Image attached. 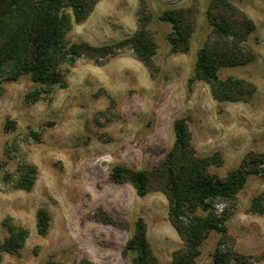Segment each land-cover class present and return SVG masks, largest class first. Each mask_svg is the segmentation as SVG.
<instances>
[{
  "label": "rangeland",
  "instance_id": "rangeland-1",
  "mask_svg": "<svg viewBox=\"0 0 264 264\" xmlns=\"http://www.w3.org/2000/svg\"><path fill=\"white\" fill-rule=\"evenodd\" d=\"M211 1L145 0L158 43L155 76L123 46L102 64L80 59L68 73V88L43 94L37 102L26 99L40 88L29 75L0 88V240L9 237L6 223L30 232L24 248L3 253L0 264H133L136 253L127 244L139 219L147 224L154 255L169 264L183 242L170 222L167 198L155 191L138 196L131 184L112 182L113 170L140 172L160 164L173 148L174 124L182 118L200 157H222L221 167L210 168L213 175L225 178L248 154H264V0H233L255 22L251 44L257 58L220 71L223 79L256 85L249 103H220L206 83L190 82L198 51L212 36ZM193 4L199 13L190 51L174 54L168 41L172 27L161 16ZM140 8L141 0H99L68 37L76 44L121 47L137 31ZM25 165L38 169L30 192L14 183ZM261 193L264 178L250 176L228 224L227 249L254 259L264 252V215L249 209ZM42 208L52 215L47 236L37 229ZM105 214L119 225L102 222ZM221 240L212 232L197 264H214Z\"/></svg>",
  "mask_w": 264,
  "mask_h": 264
},
{
  "label": "trees",
  "instance_id": "trees-1",
  "mask_svg": "<svg viewBox=\"0 0 264 264\" xmlns=\"http://www.w3.org/2000/svg\"><path fill=\"white\" fill-rule=\"evenodd\" d=\"M99 0H0V88L8 82L29 75L40 87L27 95L28 102H37L43 94L68 88V73L82 58L96 64L118 54L128 46L136 59L155 76L158 43L150 30L153 14L145 0H141L137 31L119 46L93 47L70 41L75 25L83 24L93 13ZM198 6L169 10L161 19L172 27L168 41L174 54H186L191 48L195 32ZM207 18L212 36L198 51L194 76L190 82L201 81L220 102L249 103L257 92L256 85L235 77L221 78L225 68L246 66L254 62L257 52L251 44L256 32L255 22L233 0H212ZM175 143L166 158L151 170L134 172L116 167L111 180L117 184H131L138 196L160 192L169 203L170 222L183 242V248L173 255L169 264H197L204 242L214 231L222 235L214 256V264H254L264 261V252L257 258H248L227 249L228 224L237 210L238 195L250 176L264 178V154H248L239 169L225 178L213 175L211 167H221L219 154L200 157L192 143L188 121L179 119L174 124ZM1 169V166H0ZM38 169L22 166L16 171L15 186L32 191ZM250 213L264 215V193L254 197ZM119 225L108 215L100 219ZM52 215L47 209L37 214V229L47 236ZM9 237L0 240V258L3 253L17 254L30 236L29 230L6 223ZM148 227L143 219L127 244V250L136 253L133 264H162L154 255L147 237ZM46 264H61L48 261ZM79 264H91L82 261Z\"/></svg>",
  "mask_w": 264,
  "mask_h": 264
}]
</instances>
